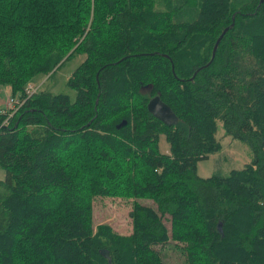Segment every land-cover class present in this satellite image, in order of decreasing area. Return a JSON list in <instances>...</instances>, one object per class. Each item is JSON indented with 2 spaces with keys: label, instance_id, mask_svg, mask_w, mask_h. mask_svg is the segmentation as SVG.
Segmentation results:
<instances>
[{
  "label": "trees",
  "instance_id": "1",
  "mask_svg": "<svg viewBox=\"0 0 264 264\" xmlns=\"http://www.w3.org/2000/svg\"><path fill=\"white\" fill-rule=\"evenodd\" d=\"M76 53L73 100L0 108V264H168L170 244L182 264H264V0H0L13 95ZM218 122L251 160L201 178ZM98 198L131 201L128 235L94 224Z\"/></svg>",
  "mask_w": 264,
  "mask_h": 264
},
{
  "label": "rangeland",
  "instance_id": "2",
  "mask_svg": "<svg viewBox=\"0 0 264 264\" xmlns=\"http://www.w3.org/2000/svg\"><path fill=\"white\" fill-rule=\"evenodd\" d=\"M84 55L82 53L74 54L68 61H66L52 76L37 75L33 80L26 84L32 85L36 91L47 90L52 93H63L70 96L73 100L75 98V91L67 85V81L73 71L83 62ZM29 90V86L26 90ZM23 93H15L13 95L11 86L0 85V108L5 111L13 109L16 106V99L23 98L27 91ZM13 98L12 106L9 104L10 99ZM216 138L221 142L222 149L216 156H210L208 160L199 162L196 165V173L201 178H209L213 174L227 175L230 170L241 169L251 160L250 149L239 140H233L230 136L225 135L223 125L218 122L215 132ZM160 149L166 153L168 144L165 136H160ZM5 177V172L0 169V180ZM131 201L119 199L98 198L94 203V224H108L112 229L119 233L128 235L131 232V220L129 219V212ZM166 226L169 222L165 220ZM171 244L163 247L160 250L164 261L168 264H182L185 256L178 249L173 248Z\"/></svg>",
  "mask_w": 264,
  "mask_h": 264
},
{
  "label": "water",
  "instance_id": "3",
  "mask_svg": "<svg viewBox=\"0 0 264 264\" xmlns=\"http://www.w3.org/2000/svg\"><path fill=\"white\" fill-rule=\"evenodd\" d=\"M230 28H225L221 35L218 37L216 44L214 45L213 53L216 50L221 38L223 37L224 33ZM148 111L157 119L162 121L166 125H173L176 124L178 121L177 116L174 114V112L171 110V108L164 103L159 96L152 97L147 104ZM101 255L104 258L108 259V262L110 264V259L108 257V252L101 251Z\"/></svg>",
  "mask_w": 264,
  "mask_h": 264
},
{
  "label": "built area",
  "instance_id": "4",
  "mask_svg": "<svg viewBox=\"0 0 264 264\" xmlns=\"http://www.w3.org/2000/svg\"><path fill=\"white\" fill-rule=\"evenodd\" d=\"M28 86H29L30 89L29 90L27 89L28 91L25 89L27 91V94L25 95V98L29 97L32 93H34L36 91L34 88H32L33 87L32 85H28ZM19 101H21V99L20 100L16 99V104H18ZM13 102H14V99L11 98L10 101H9V104L12 106Z\"/></svg>",
  "mask_w": 264,
  "mask_h": 264
}]
</instances>
